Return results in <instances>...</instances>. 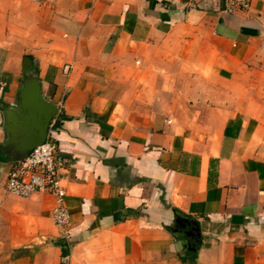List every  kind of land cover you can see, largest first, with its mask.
I'll return each instance as SVG.
<instances>
[{
  "label": "crops",
  "instance_id": "0c3cea01",
  "mask_svg": "<svg viewBox=\"0 0 264 264\" xmlns=\"http://www.w3.org/2000/svg\"><path fill=\"white\" fill-rule=\"evenodd\" d=\"M30 69L70 222L0 150V264H264V0H0V145Z\"/></svg>",
  "mask_w": 264,
  "mask_h": 264
},
{
  "label": "water",
  "instance_id": "95a60500",
  "mask_svg": "<svg viewBox=\"0 0 264 264\" xmlns=\"http://www.w3.org/2000/svg\"><path fill=\"white\" fill-rule=\"evenodd\" d=\"M57 113L58 105L44 94L38 73L31 69L26 71L18 104L4 111L7 137L1 143L0 150L11 157L14 163L25 159L36 146L47 140ZM243 219L240 214L232 216L234 223H241ZM177 221L183 226L188 222L186 218L179 217ZM194 224L188 234L200 237V227L197 222Z\"/></svg>",
  "mask_w": 264,
  "mask_h": 264
},
{
  "label": "built area",
  "instance_id": "2783aa9c",
  "mask_svg": "<svg viewBox=\"0 0 264 264\" xmlns=\"http://www.w3.org/2000/svg\"><path fill=\"white\" fill-rule=\"evenodd\" d=\"M203 1V0H196ZM240 8H248L252 0H226ZM68 66L65 71H68ZM47 140L36 146L25 159L14 163L9 173L7 189L20 197H29L37 191H48L56 197L53 218L57 225L70 222V212L65 203L66 189L60 176V170L68 162L60 156L59 147L54 140L51 128Z\"/></svg>",
  "mask_w": 264,
  "mask_h": 264
},
{
  "label": "trees",
  "instance_id": "16d2710c",
  "mask_svg": "<svg viewBox=\"0 0 264 264\" xmlns=\"http://www.w3.org/2000/svg\"><path fill=\"white\" fill-rule=\"evenodd\" d=\"M31 58L33 59V57L31 56ZM37 72V70H36ZM38 73V72H37ZM69 118L68 116L66 115H62L59 119L57 118L56 122H55V127H59L61 125V119H67ZM0 158L3 160L5 159L4 157L0 156ZM177 213H179V211L177 210Z\"/></svg>",
  "mask_w": 264,
  "mask_h": 264
}]
</instances>
